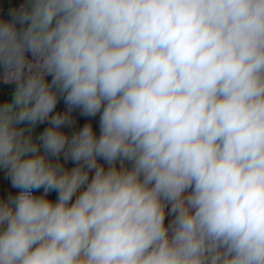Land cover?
<instances>
[{
  "label": "clouds",
  "instance_id": "1",
  "mask_svg": "<svg viewBox=\"0 0 264 264\" xmlns=\"http://www.w3.org/2000/svg\"><path fill=\"white\" fill-rule=\"evenodd\" d=\"M7 3L0 264H264V0Z\"/></svg>",
  "mask_w": 264,
  "mask_h": 264
},
{
  "label": "crops",
  "instance_id": "2",
  "mask_svg": "<svg viewBox=\"0 0 264 264\" xmlns=\"http://www.w3.org/2000/svg\"><path fill=\"white\" fill-rule=\"evenodd\" d=\"M20 0H8V3L4 5L5 7L12 6L14 4H19ZM0 4H4V0H0ZM12 86L9 85H3L0 83V98H2L5 95H9L10 92L12 91ZM59 107H63V104L59 105Z\"/></svg>",
  "mask_w": 264,
  "mask_h": 264
},
{
  "label": "built area",
  "instance_id": "3",
  "mask_svg": "<svg viewBox=\"0 0 264 264\" xmlns=\"http://www.w3.org/2000/svg\"><path fill=\"white\" fill-rule=\"evenodd\" d=\"M9 86H12V87H14L13 85H9Z\"/></svg>",
  "mask_w": 264,
  "mask_h": 264
}]
</instances>
